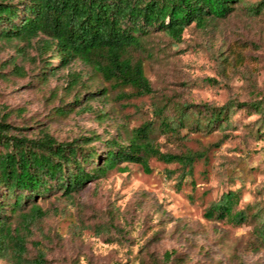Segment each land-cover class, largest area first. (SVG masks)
<instances>
[{"label":"rangeland","instance_id":"obj_1","mask_svg":"<svg viewBox=\"0 0 264 264\" xmlns=\"http://www.w3.org/2000/svg\"><path fill=\"white\" fill-rule=\"evenodd\" d=\"M259 3L264 0H244L224 20L191 25L180 43L163 33L145 38L134 56L153 93L142 97L126 98L122 93L130 89L111 88L79 62L44 81L32 47L0 40V117L18 134L44 132L61 143L90 138L86 147L103 159L105 141L122 142L153 123L152 143L160 152L202 155L191 175L152 157L149 171L123 163L72 198L56 193L38 201L46 216L24 232L28 260L42 254L46 264H264V243L252 218L264 210L263 116L232 110L226 128L175 134L160 129L158 113L165 104L264 102V7L259 14L250 10ZM69 73L81 77L74 108ZM229 191L238 192L235 210H246L247 221L206 218ZM0 264L15 261L6 256Z\"/></svg>","mask_w":264,"mask_h":264},{"label":"trees","instance_id":"obj_2","mask_svg":"<svg viewBox=\"0 0 264 264\" xmlns=\"http://www.w3.org/2000/svg\"><path fill=\"white\" fill-rule=\"evenodd\" d=\"M243 3L244 0H0V40L32 47L44 81L79 62L111 88L130 89L131 93H122L126 98L142 97L153 93L142 61L134 56L142 49L145 38L163 33L180 43L186 28H205L209 21L224 20ZM263 7L259 3L250 10L259 14ZM54 59L56 65L52 64ZM13 72L23 74L16 65ZM80 78V73L67 76L66 88L74 92L73 108L81 98L77 91ZM101 93L104 96L107 90ZM93 95L89 93L88 101L93 100ZM263 103L228 101L220 107L200 104L171 108L165 104L158 112L159 127L175 134L181 129L212 132L228 127L232 110L260 113L264 118ZM6 119L0 117V258L10 256L15 264H46L42 254L32 260L26 258L24 232L29 234L30 227L46 216L38 201L56 193L72 198L86 184L123 163L140 164L149 171L147 161L152 157L177 164L184 174L191 175L202 156L194 152H160L152 143L153 123L131 131L122 142L105 141L102 159L96 150L86 147L93 139L61 143L44 132L28 137L15 132L18 129ZM238 203V192L229 191L212 203L205 216L244 223L249 217L246 210H235ZM252 218L257 237L264 243V210L259 208Z\"/></svg>","mask_w":264,"mask_h":264}]
</instances>
